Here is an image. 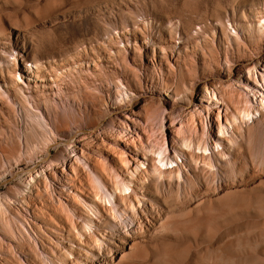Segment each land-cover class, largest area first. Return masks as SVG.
I'll use <instances>...</instances> for the list:
<instances>
[{
	"label": "rangeland",
	"instance_id": "374dc122",
	"mask_svg": "<svg viewBox=\"0 0 264 264\" xmlns=\"http://www.w3.org/2000/svg\"><path fill=\"white\" fill-rule=\"evenodd\" d=\"M258 11L264 0H0V264H264L262 97L251 116L219 104L225 132L215 100L196 131L178 106L264 52ZM130 78L151 116L141 99L142 140L122 154L134 123L112 110Z\"/></svg>",
	"mask_w": 264,
	"mask_h": 264
},
{
	"label": "bare ground",
	"instance_id": "6f19581e",
	"mask_svg": "<svg viewBox=\"0 0 264 264\" xmlns=\"http://www.w3.org/2000/svg\"><path fill=\"white\" fill-rule=\"evenodd\" d=\"M258 13H260V19L259 22L261 24H264V15L262 14L261 11H258ZM264 59V52H262L259 56H257L256 58H250L248 60H242V62L240 61L239 64H237V66L234 68H230V70L228 71V73L224 74V77L226 78V80H223L225 78H223V74L220 73L218 76L215 77H205L203 80L204 81H197L194 83L193 89L194 92L198 95V102L197 100L195 101V97L194 100H192V102L189 104H185V105H178V106H182V110L183 113L185 115V119L188 123L193 122L194 124L196 123V119L198 117H200L203 112H206V114H214L213 109H210L209 104H211V102H213V100H215L216 102V107L214 108V112L215 110L217 111V121L219 123V129L220 132H225L224 131V126H223V113L221 111V106H219V104L223 103V101H226L228 104H235L239 109L240 112L244 115V116H251L254 115V100L252 97H258L261 96L262 97V105L264 104V84L262 83V81L260 80V77H263L264 75V69H262V71H258L259 64L260 61ZM170 69L173 71L175 70V67L173 65L170 66ZM130 74L133 76V78L135 80H140L139 78V74H141V71L135 67V65H131L130 66ZM57 73V72H56ZM56 80L61 79L60 75L57 73ZM131 81V82H130ZM117 83L119 85H123L121 80H118ZM127 88L132 92V96L130 97L129 94H126V99L127 101L121 102L119 104H116L115 107L112 110V116L115 117L116 119H118L120 122H122V127L126 126L125 124L123 125V123L125 122L123 118L126 119H130V121H132V123H134V128L131 127L129 124L124 127L123 129H120L121 133L122 132H128L127 134H129L131 137L123 140L122 138V143H117V145H119L120 151L122 154H126V151L129 149V145L133 146L135 148L136 141H140L141 139V132L138 130V126L137 124H135V121H137V116L139 109L137 110V105L139 106L141 103V99L144 100V103L140 106L141 110L145 111V114L148 115L150 113V107L149 104L146 105L147 102V98L143 97L141 90H142V86L141 85H134L132 83V79L130 78V80H127ZM217 84L218 85V89H212L211 85ZM235 85L238 87H244V89L246 90V98L245 99H241V96L238 95L235 90H233V88H235ZM261 86L263 88H261ZM251 94V95H250ZM249 95V96H247ZM252 96V97H251ZM152 98V97H149ZM159 104H162V100H158ZM203 101L206 102V105L203 104ZM165 102V101H163ZM175 104H169V105H164L165 111H168V116L170 117V123L172 124V114L174 113V111H176L177 107ZM168 107V108H167ZM244 107V108H242ZM262 108L264 109V107L262 106ZM256 111H258L260 114L262 113V109L256 107L255 108ZM151 116V115H148ZM73 117V116H72ZM110 116V118H113ZM114 118V119H115ZM60 122H61V126L59 127V132H65L66 129L63 127L67 121V119H62V117H59ZM170 124V128L172 127V125ZM166 126L164 125V133L166 132ZM197 130V123L195 124V131ZM87 140L88 142L86 144L89 143L90 141V136H87ZM76 142H79L78 138L75 137L73 134L68 135V141H67V145L68 147L71 144H74ZM91 143V142H90ZM85 144V146L87 147V145ZM77 146V145H74ZM75 151V149L73 150ZM78 155V153L76 154ZM121 161H130V159L121 157L120 159ZM161 161H164V159H162ZM172 161V160H171ZM169 162H167L168 164ZM172 163V162H171ZM53 162L51 161L49 165H52ZM86 164L88 165V167L90 166V164L86 161ZM166 165V163H165ZM91 167V166H90ZM44 169V168H43ZM41 168H34L33 170L29 171V175H30V181H38L36 179V177L39 175V173L41 172V170H43ZM93 172V171H92ZM75 173V172H74ZM75 175H77L75 173ZM98 184L96 185L97 187H99L100 190H104L107 191V193L110 196H113L114 194L112 192H109L108 186L105 182V177L104 175L100 174L96 176ZM87 184L89 185L88 182H84V186L83 189H86ZM72 185H74V181L72 180ZM91 188L93 189V187L91 186ZM129 197V196H128ZM76 197H71L70 201H74V203H77L76 200H74ZM72 199V200H71ZM115 205L117 204V199L115 197ZM59 204H62V200L59 201ZM97 209H99V205L97 204L96 206ZM109 222H106L104 224V227H109L107 226ZM102 226V225H101Z\"/></svg>",
	"mask_w": 264,
	"mask_h": 264
}]
</instances>
